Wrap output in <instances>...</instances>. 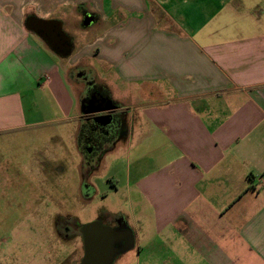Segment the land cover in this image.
<instances>
[{"label":"crops","instance_id":"0c3cea01","mask_svg":"<svg viewBox=\"0 0 264 264\" xmlns=\"http://www.w3.org/2000/svg\"><path fill=\"white\" fill-rule=\"evenodd\" d=\"M246 3L0 0V131L62 123L81 159L77 195L100 193L91 177L104 171L108 193L122 190L130 207L118 224L134 243L116 259L131 261L136 247L137 264H264V0ZM63 8L93 21L41 13ZM31 15L59 20L69 51L29 29ZM93 24L77 47L73 28ZM90 56L104 63L108 81L93 75L126 124L97 162L77 141L97 113H84L76 75Z\"/></svg>","mask_w":264,"mask_h":264},{"label":"rangeland","instance_id":"374dc122","mask_svg":"<svg viewBox=\"0 0 264 264\" xmlns=\"http://www.w3.org/2000/svg\"><path fill=\"white\" fill-rule=\"evenodd\" d=\"M249 1L250 6H256L257 0ZM71 11L79 14L82 10L46 9L41 13L58 19L60 13L68 15ZM99 29L94 24L87 30L73 28L78 37L77 47ZM82 63L87 65L76 71L77 77L86 71L90 84H95L93 70H96L103 81H108L104 63L98 58L90 56ZM81 80L86 85L85 79ZM97 84L108 93L105 82ZM39 120V116H29L25 123ZM61 129L62 123L44 121L0 131V264H80L83 243L77 230L82 225L99 221L109 228H118L119 213L129 217L130 207L125 203L123 191L108 193L110 184L104 171L99 178L91 177L100 193H91L86 186L85 199L77 195V165L81 159L73 151L70 139L60 134ZM54 131L57 134H52ZM112 145L113 141L104 148ZM64 146L70 151L68 156L62 153L60 147ZM92 155L89 159L95 157ZM101 156L100 151L95 162ZM136 251L135 247L129 254L131 261H123L120 255L111 264H137Z\"/></svg>","mask_w":264,"mask_h":264},{"label":"water","instance_id":"95a60500","mask_svg":"<svg viewBox=\"0 0 264 264\" xmlns=\"http://www.w3.org/2000/svg\"><path fill=\"white\" fill-rule=\"evenodd\" d=\"M92 21L93 17L90 14L85 15L83 25L88 26ZM26 26L39 35H42L41 28L47 30L52 36L57 35V32H62L61 22L57 19H42L31 15L26 18ZM63 40L64 44L62 46L68 52L70 39L64 35ZM116 109L117 106L108 101L105 107H90L84 110V113L108 111L93 119L102 126H109L113 121L112 112ZM90 152L91 150H88V153ZM81 232L84 253L80 264H111L120 251L133 246V235L124 225H120L118 228H109L99 221H93L82 225ZM117 244L120 246H117Z\"/></svg>","mask_w":264,"mask_h":264},{"label":"flooded vegetation","instance_id":"af4514ba","mask_svg":"<svg viewBox=\"0 0 264 264\" xmlns=\"http://www.w3.org/2000/svg\"><path fill=\"white\" fill-rule=\"evenodd\" d=\"M82 14L83 16L87 15L86 11H82ZM40 32L44 36L45 40L55 50L60 51V52H67L64 50L62 46L64 44L62 33L57 32V35L52 36L49 32H47V30H44L43 28L40 29ZM78 77L81 79L84 78L86 82L85 90L83 91V94L81 97L83 111L90 107H100V108L105 107L108 104V101L110 100L107 98V96L104 95L103 92H101V90L98 87H95L93 83L90 84V78L86 74V71L83 72L81 76L79 75ZM106 112L108 111L97 112L96 116L90 117L91 121H93L92 120L93 118L99 115L105 114ZM115 112H116L115 110L112 112L113 121L109 126H102L101 124L98 123L99 127L88 129L87 133L85 134L84 146L89 147L91 150V153H94L96 158L98 156V153L101 151V154H102L103 151L105 150L104 147H106L109 142L111 141L114 142V140L118 136H120L124 130L123 129L125 127L124 118L123 116H119ZM98 132H100L101 134H99ZM97 134H99V136ZM117 226L119 227L120 224H118ZM77 231L80 232L82 243H83V235L81 232V228ZM117 246H120V245L117 244ZM83 253H84V246H83Z\"/></svg>","mask_w":264,"mask_h":264},{"label":"trees","instance_id":"16d2710c","mask_svg":"<svg viewBox=\"0 0 264 264\" xmlns=\"http://www.w3.org/2000/svg\"><path fill=\"white\" fill-rule=\"evenodd\" d=\"M94 86L98 87L101 90V92H103L102 87H99L97 82H95ZM107 94H108L107 92L104 93L105 96H107ZM95 127H99L98 122H95L94 119H93V121H87L86 120L85 122L82 123L80 131H79V135H78V139H77L78 147L86 159H88L91 152L88 153V150H90V148L84 146L85 134L87 133L88 129H93ZM88 171L90 172V169H88Z\"/></svg>","mask_w":264,"mask_h":264}]
</instances>
